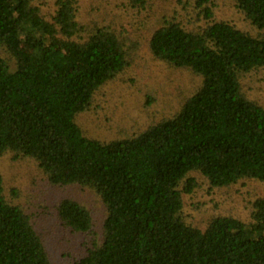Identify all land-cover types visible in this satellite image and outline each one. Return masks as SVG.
I'll return each mask as SVG.
<instances>
[{
    "label": "trees",
    "instance_id": "1",
    "mask_svg": "<svg viewBox=\"0 0 264 264\" xmlns=\"http://www.w3.org/2000/svg\"><path fill=\"white\" fill-rule=\"evenodd\" d=\"M105 1L109 11L84 21V0H0V161H30L48 185L89 190L104 209L97 230L75 197L32 203L54 210L59 230L47 235L7 194L0 164V264H55L62 231L79 238L70 264H264V189L249 220L184 211L202 187L264 188V106L243 89L264 69V0H231L243 27L215 14L220 0ZM144 53L159 80L142 108L109 138L91 136L104 90ZM173 79L188 84L169 103L161 90Z\"/></svg>",
    "mask_w": 264,
    "mask_h": 264
},
{
    "label": "rangeland",
    "instance_id": "2",
    "mask_svg": "<svg viewBox=\"0 0 264 264\" xmlns=\"http://www.w3.org/2000/svg\"><path fill=\"white\" fill-rule=\"evenodd\" d=\"M83 7L88 10L86 12H81V18L84 21H89L90 19H100L103 12H105V10L109 11L111 6L105 0H84ZM215 14H217L219 18L232 21L238 27L244 26L241 14L235 9L231 0H220ZM132 15L133 14H130L129 17L123 18L125 25L129 23L130 19L132 22L136 21ZM182 17L187 22L191 21L197 23L196 17L190 14V11L183 13ZM138 18L140 17L138 16ZM158 77L159 63L150 60L144 53L143 60L140 61L139 65H136L131 72L124 74L122 81L120 78L115 84L110 85L104 90L105 96L100 99L101 108L96 114H92L88 117L92 120L90 125H86L89 134L100 139H107L113 135L116 131L115 127L119 124L121 119H125L128 113H133L135 108L141 107L143 95L146 92L148 93L151 85L159 80ZM130 78H133L134 82H131L129 80ZM190 81L193 82L192 80ZM182 83L188 84V80ZM182 83L173 79L169 87H165L161 90L163 94L166 93V95L162 96L170 103L172 98L177 96L180 90L186 89ZM243 89L250 99L256 100L264 106V69L250 75L243 83ZM157 94L159 96V91ZM164 108H166L164 103L161 105H159V103L155 106L153 105L151 111L144 115L145 119L151 121L152 113L153 115L155 114V118H159L161 116L160 112ZM0 164L2 170H5V188L7 194L9 192L12 196L11 189H16L18 193V201L16 202L27 204L28 212L35 214L34 219L36 224L38 227H42L47 235H51L52 233L54 235V231L58 229L54 210L50 207L45 214V212L43 213L40 209L31 205L32 203L40 202V204H42V201H46L49 206H52L56 199L62 197H75L91 209L94 215L95 228L98 230L100 227V223L104 216V209L95 195L89 192V190L76 187H67L63 189L52 187L41 179L37 171H29L34 168L33 163L30 161L22 160L10 168L5 157L0 161ZM263 189L261 183L257 182L241 183L234 188L217 190L214 193H207L202 187L198 194L191 196V198L188 196L185 197L184 211L190 216V220L194 222L204 221L206 216L212 214V212L232 214L243 220H249L250 210L248 201L253 200ZM37 197H39L40 201ZM41 209L45 211L43 207H41ZM40 213H42V215ZM59 238H61L62 246H59L53 251L51 250L53 262L55 264H70L69 260L72 259V257H69L70 254L71 256H76V254H78L77 252L79 250L77 245L79 238L73 240L63 231L59 233Z\"/></svg>",
    "mask_w": 264,
    "mask_h": 264
}]
</instances>
